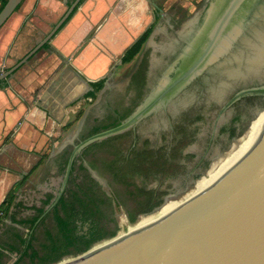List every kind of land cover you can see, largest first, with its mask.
Returning a JSON list of instances; mask_svg holds the SVG:
<instances>
[{"label": "water", "instance_id": "obj_1", "mask_svg": "<svg viewBox=\"0 0 264 264\" xmlns=\"http://www.w3.org/2000/svg\"><path fill=\"white\" fill-rule=\"evenodd\" d=\"M22 1L6 0L0 9V28ZM80 1L73 0L67 4L65 12L42 39L12 66L0 72V80L9 78L48 43ZM263 2L264 0H210L200 28L134 110L116 126L74 145L62 187L47 211L60 197L67 183L72 161L83 147L128 128L166 118L168 115L165 110L169 108L175 110V113L171 112L175 115L179 114L177 109L180 107L188 108V112L220 107L222 104L218 103L234 86L231 79L237 78V85L244 84L247 74L264 66V48L261 47H258L257 53L254 52L256 56L228 58ZM246 43L251 45L248 41ZM242 59L249 63L245 66L249 72L243 73L239 80V75L233 69L217 68L222 66V60ZM214 68L218 70L216 73L209 74L202 82L184 90L197 78L205 75L206 71ZM258 74L260 78V72ZM253 95H264V84L240 89L221 111L240 98ZM243 133L236 136L233 142ZM86 166L107 187L106 181L87 163ZM204 173L194 179L192 184L195 185ZM169 195L171 194L168 193L165 197ZM164 204L163 200L151 212L138 217L153 213ZM116 236L117 234L101 241L107 245L95 248L98 245L95 244L85 253L67 257L68 261L64 258L58 264H264V125L253 135L242 155L195 199L165 218L114 241Z\"/></svg>", "mask_w": 264, "mask_h": 264}, {"label": "crops", "instance_id": "obj_2", "mask_svg": "<svg viewBox=\"0 0 264 264\" xmlns=\"http://www.w3.org/2000/svg\"><path fill=\"white\" fill-rule=\"evenodd\" d=\"M69 1L21 2L0 28V72L12 66L31 48L21 57H16L13 52L15 42L23 34L28 36L25 31L36 27L39 30V35L35 36H39L37 43L45 35L44 26L47 25L50 8L67 5ZM1 3L2 0L0 7ZM144 4L152 5L153 17L152 12L156 13L159 7L154 0H81L53 38L7 78L4 85H0V216L11 193L24 194L39 188L41 179H54L53 170L44 173V169L49 165L54 167L51 165L55 164L54 157L71 144L70 138L79 130V122L76 121L90 108L85 106V101L91 102L87 94L92 90L93 83L103 81V87L92 101L94 103L109 87L120 84L123 70L130 67L134 60L122 62L126 51L152 25L150 22L141 31L146 18ZM143 53L124 78L125 86H128ZM179 127L182 126H172L170 136L171 131ZM132 133L133 130L128 134L129 138L126 135L118 140L123 153L135 145L137 136L133 139ZM187 133L192 136V141L181 150L179 162L185 167L179 174L181 179L188 169L198 165L205 154L194 145L200 137H196L188 127ZM125 142L128 148L123 146ZM15 151L19 153L17 157L13 156ZM39 160L41 164L30 172ZM153 179L155 184L146 185L145 181ZM131 180L153 188L158 185L159 178L154 174L147 178L137 174ZM162 189L167 191L166 185L163 184ZM5 221L0 217V224ZM13 225L20 227L15 223ZM21 229L28 237L29 230Z\"/></svg>", "mask_w": 264, "mask_h": 264}, {"label": "trees", "instance_id": "obj_3", "mask_svg": "<svg viewBox=\"0 0 264 264\" xmlns=\"http://www.w3.org/2000/svg\"><path fill=\"white\" fill-rule=\"evenodd\" d=\"M5 3L6 0H2L0 9ZM151 31L152 25L126 51L122 62H129L140 53ZM261 35L264 41V33ZM149 56L150 50H146L131 75L125 95L115 93L111 99V92L105 94L102 116L97 113L100 105L89 109L74 144L66 145L54 157L55 164H51L54 167L49 165L44 169V173L53 170L54 179L43 178L39 188L24 194L15 191L7 197L0 216L6 219L0 224V264H58L66 257L81 255L95 244L118 235L115 204L122 206L130 226H136L141 220L140 214L149 213L162 203L167 193L161 188L163 182L185 168L179 162L181 150L192 141L186 127L174 128L169 139L161 145L149 147V139H144L140 147L135 144L126 153L117 146V140L131 133V128L89 143L75 155L65 188L47 211L61 188L74 145L116 126L141 102L147 85ZM6 79L0 80V85H4ZM102 87V80L93 83L87 94L91 102ZM41 162L39 160L30 172ZM84 162L107 180L111 195L92 176ZM137 174L146 178L157 175L159 183L153 188L140 186L131 180ZM21 227L29 230L28 237Z\"/></svg>", "mask_w": 264, "mask_h": 264}, {"label": "rangeland", "instance_id": "obj_4", "mask_svg": "<svg viewBox=\"0 0 264 264\" xmlns=\"http://www.w3.org/2000/svg\"><path fill=\"white\" fill-rule=\"evenodd\" d=\"M154 2H155V5L157 7L158 6L159 7H158V9H156L157 14L152 12L153 17L151 16L152 5L144 4L145 8H146V11H145V15H146L145 17L146 18L144 19L143 26L141 28V31H142L150 22H152V31H151L149 37L143 43L142 49L139 53L140 55L138 54L136 57H134V60H133L132 64L130 65V67L123 70V72H122L123 78H122V81L120 82V84L114 85L112 88L109 87L110 89L107 90V92H111V94H112L111 99L113 98V96H115L114 95L115 93L117 95L118 94H122V95L126 94L127 86H125V79L124 78L135 67V65H136L139 57L143 53V51L144 50H150L149 69H148V74H147V85H146L145 94L143 96V98H144L151 91V89L154 87L158 78L161 76V74L164 72V70L167 68V66L184 49L186 43L190 41V39L195 35L197 30L200 28V26L203 22V19L205 17L206 9L209 5L210 0H154ZM66 9H67L66 4L60 5L58 8H53V9L50 8V14H48V17H47L48 19L46 18V24L47 25L44 26V33L45 34L51 29L53 24L57 22L58 18L61 17V15L65 12ZM153 18L154 19L158 18V19L153 20ZM49 19H51L50 21H52V22H50ZM36 29H37L36 27H29L25 31L26 33H28V36L23 34V36H21L15 42L13 52L16 53V57H21L22 54L24 52H26V50H28L30 47H32L36 43V40H37L36 38H39V36L35 38V36L39 35L37 33V32H39V30H36ZM107 92H103L101 94L102 97H100L99 101H97L96 103H94L95 101L94 102L85 101L86 102L85 106H88L91 108L95 105H100V107L97 108V113H98V115L102 116L104 113V109L101 106V104L104 101V97H105V94ZM89 109H87L86 113L83 114L82 117L78 121H76V122H79V124H78L79 130L77 131L76 135L73 137L74 139L70 138L71 142H73V143L70 142L71 144H74V140L78 136V133L82 128V125L84 123L85 117H86ZM219 109H220V107H214V108L190 111L187 113L190 116L189 117V124L187 122H185L184 120H181L183 118L181 115H173V117L176 121H177V119L179 120L178 122L173 123L174 124L173 127L178 126L180 124L187 126L193 132V134L196 135V137L197 136L200 137L196 140V143L194 145L197 146L198 148H200L202 151L208 152V150H209V149H207L208 140H210L211 136L216 137V132L213 131V129H212L213 117L211 115L216 116L217 111ZM223 111L220 112V115H222ZM263 116L260 117L262 120H263ZM255 125H256V123H255ZM255 125L251 128V130L255 127L257 128L259 126V123L256 126ZM194 128H195V130H194ZM170 129H171V125L169 122V117H166V118L159 119V120H156V121H153V122L141 125V126L131 128V131L133 130V133H134V134L132 133V138L135 137V135L137 136L136 142H135L137 147L141 146V143L144 139H149L150 146L154 147V146L161 145L163 142H165L169 139L168 137L170 136V134H169ZM212 132H213V134H212ZM248 132L247 133L245 132L246 133L245 135L243 134L241 137H239L237 140H235L232 143L231 147L227 151L224 152V154L228 153L231 150H234L238 146L240 147L241 143L246 138ZM164 136L166 137V139L164 138ZM201 137H202V139H201ZM127 138H129V135L127 136ZM126 145H127V142H125L123 146L126 147ZM117 146L119 147L118 140H117ZM126 148H128V147H126ZM18 154L19 153L17 151H15L13 156L17 157ZM188 160H190V159H188ZM86 163L87 162H84L85 166H86ZM210 168L211 167H209L208 170ZM94 171H96V170H94ZM205 173H204V175H205ZM91 174L94 177V174L92 173V171H91ZM179 174L180 173L170 175L165 179L163 184L166 185V188L168 189V192L171 195L164 197L163 199L165 201V204L160 209L154 211L153 213L144 215L142 221L145 218H147L148 216H151L154 214L165 213V211L171 206V204L175 200L181 199L182 196H184L187 192H189L194 187V185L191 183L189 186L184 187V189L182 191H180V186H184V184L182 183L183 180L181 181V179H180L181 176ZM100 177L106 181V185L108 188L105 187L104 184H102L103 182L101 183V182H99L98 179H96L95 177L94 178L102 185L103 189L109 195H111V189L107 183V180L104 177H102L101 175H100ZM63 181H64V178H63ZM63 181H62V184H63ZM134 182H136L138 185H140L137 181H134ZM145 183H146V185H153L156 183V180L155 179L147 180V181H145ZM158 183H159V180H158ZM62 184H61V187H62ZM163 184H162L161 188L163 187ZM140 186H142V185H140ZM145 188H147V187H145ZM114 211H115V216L117 218L119 230H120V231L118 230L119 233L117 235V238L119 237L120 234H126V236H127L130 233L134 232V231L131 232V229H129L130 226L128 227L126 225V222H125V216L126 215L124 216L125 212H124L122 206L115 204L114 205ZM165 217L166 216H162L161 218H156L152 223H155V222H157V221H159ZM100 243H97V244H100ZM68 259L69 258L66 257L65 260H68Z\"/></svg>", "mask_w": 264, "mask_h": 264}, {"label": "flooded vegetation", "instance_id": "obj_5", "mask_svg": "<svg viewBox=\"0 0 264 264\" xmlns=\"http://www.w3.org/2000/svg\"><path fill=\"white\" fill-rule=\"evenodd\" d=\"M263 33H264V2L258 8V11L252 23L249 25L248 29L246 30V33L241 38L238 39L237 43L235 44L232 50V53L228 56V58H240V57L245 58L247 56H253L255 53H257L256 51H258V47L264 48V45H263L264 41L261 35ZM246 41L250 42L251 45H248ZM255 41L257 44L254 43ZM243 60L244 59L240 61L222 60L220 62L222 63V66H219L217 68L228 67V68L233 69V71H235L236 74L239 75L238 76V80H239L240 78H242L241 75L243 73L249 72L247 71L248 69L245 68V66H247V64L249 63H245L243 62ZM225 62L227 64H225ZM217 68L206 71L205 75H203L200 78H197L189 86H187L184 90L188 89L189 87H192L195 83L202 82L208 77L209 74L216 73L218 71ZM255 70L257 71L250 73L252 76L250 74H247L246 81L244 82V84H240V85L235 84L236 82L235 80H237V78L230 80L234 86L232 85L233 87L231 88L230 93H228L218 103V104H222V106H220V109L217 111L216 116L211 115L213 117L212 129L213 131L216 132V137L211 136L210 140H208L207 149L209 150L208 152H205L204 156L199 160L198 165L192 166L191 169H188L187 173H185L184 175L181 174L183 177L182 178L183 181L181 178L180 179L182 183L184 184V186H180V191H182L184 187L189 186L193 182L194 179L202 175L211 162H212L211 165H213L221 156H223L224 152L230 148V145L233 143V140L235 139V137L242 134L246 130V128H248L245 131L246 133L250 131V129L255 125V123H257V120L260 117H262V115L264 114V111H263L264 110V95H253V96L242 97L239 100L235 101L234 103H232L229 107H227L224 110L225 112L224 111L222 112V115H220L222 107L233 97V95L237 91L243 88L259 86L261 84H264V66L257 68ZM258 72H260V78H258L259 77ZM183 95H186V94H183ZM169 109H166L165 113H167L169 117L170 125L172 127L174 125L173 123H176L179 120L177 119L176 121L173 117V114H171L172 111L175 113V110L174 109L169 110ZM177 110L180 112L179 114H175V115H181L183 117L181 120H184L185 122L189 124L190 116L187 114L188 108L182 109V107H180V109H177ZM178 126L187 128V126H184L182 124ZM245 132L243 133L244 135L246 134ZM218 156L220 157L215 159ZM165 195L163 196V198L165 197ZM163 198H162V201L164 200ZM126 225L129 227V224L127 222H126Z\"/></svg>", "mask_w": 264, "mask_h": 264}, {"label": "bare ground", "instance_id": "obj_6", "mask_svg": "<svg viewBox=\"0 0 264 264\" xmlns=\"http://www.w3.org/2000/svg\"><path fill=\"white\" fill-rule=\"evenodd\" d=\"M261 120H262L261 118L257 120L256 125L259 123V126L257 128L256 127L253 128L252 130L248 132L246 138L241 143L240 147L238 146L234 150H231L225 155L221 156L212 165V167L205 173V175H203L201 178H199V180L196 181V184L194 185V187L189 192H187L184 196H182L181 199L175 200L171 204V206L165 211V213L154 214V215L148 216L143 221L142 219L144 215H142L141 220L136 226H130V224L125 218L126 222L130 226L129 229H131V232L144 228L145 226L151 224L156 218H161L162 216L170 215L174 211L178 210L179 208L183 207L184 205H186L187 203L195 199L199 194H201L211 183H213L224 171H226L242 155V153L245 151L247 146L251 143L253 135L264 125V116H263V120L262 121ZM124 237H126V234H120L118 238L114 239V241L122 239ZM104 245H107V243H104L99 247H102Z\"/></svg>", "mask_w": 264, "mask_h": 264}, {"label": "built area", "instance_id": "obj_7", "mask_svg": "<svg viewBox=\"0 0 264 264\" xmlns=\"http://www.w3.org/2000/svg\"><path fill=\"white\" fill-rule=\"evenodd\" d=\"M1 215H2V213H1Z\"/></svg>", "mask_w": 264, "mask_h": 264}]
</instances>
